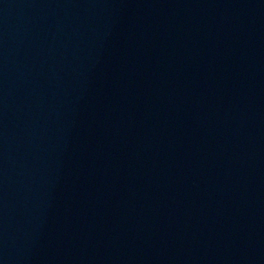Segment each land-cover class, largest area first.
Returning <instances> with one entry per match:
<instances>
[{"label": "water", "instance_id": "obj_1", "mask_svg": "<svg viewBox=\"0 0 264 264\" xmlns=\"http://www.w3.org/2000/svg\"><path fill=\"white\" fill-rule=\"evenodd\" d=\"M0 264H264V0H0Z\"/></svg>", "mask_w": 264, "mask_h": 264}]
</instances>
